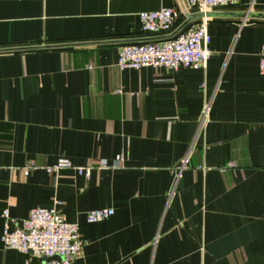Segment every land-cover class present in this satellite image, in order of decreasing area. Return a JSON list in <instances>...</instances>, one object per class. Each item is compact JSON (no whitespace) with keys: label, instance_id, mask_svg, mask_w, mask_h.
<instances>
[{"label":"crops","instance_id":"1","mask_svg":"<svg viewBox=\"0 0 264 264\" xmlns=\"http://www.w3.org/2000/svg\"><path fill=\"white\" fill-rule=\"evenodd\" d=\"M251 2L209 11L206 69L172 72L116 64L153 39L140 13L198 20L177 0H0V238L4 210L12 230L55 208L79 229L74 264H264V0L243 23ZM59 160L110 168L49 175ZM99 209L114 213L87 223ZM25 261L0 239V264Z\"/></svg>","mask_w":264,"mask_h":264},{"label":"built area","instance_id":"2","mask_svg":"<svg viewBox=\"0 0 264 264\" xmlns=\"http://www.w3.org/2000/svg\"><path fill=\"white\" fill-rule=\"evenodd\" d=\"M183 3L186 9L202 13L203 17L178 32L175 8H162L139 14L140 31L152 36L153 39L121 46L116 64L120 70L152 68L175 72L179 68L206 69L211 51L207 32L209 18L205 14L215 9L234 8L238 6L239 0H183ZM253 6L254 0L247 6L243 23L248 21L247 15ZM258 72L264 76V42L260 48ZM211 102V97L204 101L199 130L204 129L208 122ZM121 161V155L114 158V162ZM187 164L188 156L178 165L176 179L180 177ZM228 166L232 167L231 164ZM107 168L110 167L103 160L84 167L73 166L68 160H59L53 167L46 168V172L52 175L64 169H71L78 176L88 178L91 170ZM29 171L30 168H24L23 175L28 176ZM113 213L112 209L92 210L87 212L86 222L98 223L110 218ZM1 217L4 220L0 238L2 246L26 256L25 264H74L78 258L82 247L79 229L77 225L67 223L57 209L33 208L21 226H15L12 230L9 229V224L14 220L9 218L8 211L4 210ZM42 258L45 260L41 261Z\"/></svg>","mask_w":264,"mask_h":264},{"label":"water","instance_id":"3","mask_svg":"<svg viewBox=\"0 0 264 264\" xmlns=\"http://www.w3.org/2000/svg\"><path fill=\"white\" fill-rule=\"evenodd\" d=\"M178 1V4H179V6H180V9L182 10V12H183V14L188 18V21H191V20H193V19H199V18H201V17H203V14L202 13H198V14H195V15H193V16H190L188 13H187V11H186V8H185V6H184V3H183V0H177ZM212 14L211 13H206L205 14V16L206 17H210ZM251 14H249V16H250ZM184 25L185 24H183L182 26H180L177 30H176V32H178V31H180L183 27H184ZM175 32V33H176ZM55 259H57V258H55Z\"/></svg>","mask_w":264,"mask_h":264}]
</instances>
